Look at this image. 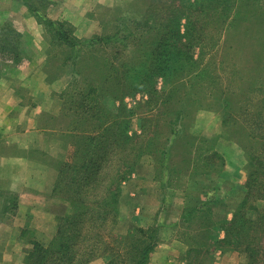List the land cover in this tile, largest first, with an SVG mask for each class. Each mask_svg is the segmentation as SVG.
<instances>
[{
    "label": "rangeland",
    "instance_id": "374dc122",
    "mask_svg": "<svg viewBox=\"0 0 264 264\" xmlns=\"http://www.w3.org/2000/svg\"><path fill=\"white\" fill-rule=\"evenodd\" d=\"M5 1L0 0V11L2 12L12 7L11 0ZM31 1L41 8L42 17L50 18L51 15H54L55 12L52 13L50 8L55 0ZM132 1L77 0V3H82L85 9L80 10L79 14L74 13L73 21H66L73 26L75 34L86 41L97 36L112 37L111 44L105 48V51H109L105 55L107 59L104 58V54H100L99 58L93 59V61L88 58L86 62L79 64V68L87 64H90L92 68H98L107 63V68L111 69L115 65L113 64L115 60H117L115 65L117 66L122 63L126 64V55H129L128 59H131L129 50L126 51V11L130 9L129 5ZM88 5L91 7L88 8ZM185 6H178L182 16L187 10V6ZM240 6L241 15L238 16L235 27L223 36H221L222 28L228 24L231 16V13L228 17L226 16L225 9H223L225 5H221V9L217 10L220 14L215 17L214 22L210 20L211 18H207L206 12L200 15L203 23L208 21L210 28L211 26L213 28L211 32L209 30L205 33L201 41L193 44V61L196 66H193L192 69L177 77L156 78L157 90L154 93L152 85L149 84L148 88L133 93L128 92V94H126V90L104 91L98 98L105 108V113L114 116L119 114L122 120L124 119L125 130L126 115L128 116L129 133L141 132V126L146 122V124L152 125L149 133H161L163 137L161 140L164 141L168 131L174 127L180 128L181 132L172 145V155L166 156L160 161L159 155L154 157L151 154H145L133 171L127 174V177L124 173V177L120 179L122 184L119 207L120 228L115 232L126 235L130 229H134L133 226L156 225L159 227L160 219L163 216L175 220L182 218L183 222L176 234L177 239L192 241L195 248H201L203 244H206L203 252L192 253V259L188 260V264L190 262L192 264H214L218 261L221 264L224 262L247 264L248 262L245 253L227 245L217 244V242L214 244L218 228L225 225L215 217V211H218V208L224 209L228 205L229 196H219L217 191H212L206 206L204 204L205 207H201L196 213L191 212L193 211L192 207L182 206L187 184L202 175H221L224 164L220 163L226 161L225 156H228L233 166L236 167L242 164L240 162L244 160L245 155V166L233 176V181L241 184L243 189L249 175L248 159L244 148L246 141H243V138L244 136L250 137L251 132L260 134L262 132L257 129L245 130L243 125L246 124L243 123L244 115L242 114L246 106V112L256 113L248 119L250 123L256 126L257 120L264 121V0H249ZM27 10L28 13H31L28 7ZM144 10L145 3L141 1L136 6V13H140L139 18H142ZM76 12L78 11L76 10ZM182 20L184 29L185 23L188 21L186 15L182 17ZM13 21L14 18L12 21L5 22L14 26ZM23 40L24 43H29L28 37ZM95 47L100 48L99 44ZM65 48L55 41V48L48 54L47 62L42 67V76L55 85L50 91L51 98L47 102H43L39 108L40 119L38 120V125L47 130V138L43 145L51 150L47 157L52 156L51 161L53 159L54 168L58 171L57 179L60 177V167L73 160L71 153L75 145L72 142L76 138L67 134L70 132L66 130L68 123L74 121L69 127H71V131L77 130L78 134L90 128L87 122L83 121L81 124L79 118H72L74 113L71 111L69 116H65V113H68L69 105L76 109L73 101L71 103L69 101L70 94L74 95L76 90L86 88L84 77L75 75L72 62H68L66 66L63 65L64 57L68 52L63 51ZM206 65L207 69L205 70ZM91 70L94 74L99 71V69ZM97 75L99 79H96L95 82L101 85L103 79L101 73ZM20 90L30 98L31 94L27 88ZM70 90H72L71 93ZM64 92L69 95L64 96ZM41 96L44 97L43 94ZM250 96H253L254 102L248 99ZM151 98L153 101H157L153 110L152 106L148 104ZM168 99L171 100L168 101ZM226 100H229L231 107H226ZM89 107L92 110L85 118L92 121V128V126L98 125V121L91 117V115L94 116V109L91 105ZM129 110H132L134 115L130 116ZM179 112L181 115L177 120ZM82 115L83 112L80 113V116ZM172 119L176 120L172 121ZM153 129H158V131ZM107 133L111 145L113 131L108 130ZM35 138H33L34 144H36ZM16 144H18L17 141L11 145L0 141V161L8 157L12 152L10 148L12 149V146H16ZM255 145H258L257 142ZM32 146L37 147V145ZM212 147L218 149L224 158L221 161L216 159L218 164L209 167L205 156L208 155V149ZM187 149L190 153L188 157L191 160V165L188 171L181 173L182 164H185L183 154L186 155ZM31 151L30 155L47 161L44 153L39 154L38 150ZM110 153L112 155L111 151L108 152V154ZM26 154L28 155V153ZM35 171L42 170L35 169ZM228 178L232 177L228 176ZM211 186L208 185L206 189ZM175 191L176 193H174ZM172 193H174L173 198L168 205L166 197ZM224 193H226V189ZM53 194L55 197L51 209L58 213L62 212L64 196L55 193V191ZM214 224L216 226H213ZM211 235L214 241L210 239ZM41 237L43 239L41 238L40 242L44 241L42 243L47 244L52 239L46 236ZM218 250H222V252L218 253ZM261 252L264 254V239L261 243ZM240 256H242V262ZM183 260L186 258L184 257ZM257 264H264V255L261 262Z\"/></svg>",
    "mask_w": 264,
    "mask_h": 264
},
{
    "label": "trees",
    "instance_id": "16d2710c",
    "mask_svg": "<svg viewBox=\"0 0 264 264\" xmlns=\"http://www.w3.org/2000/svg\"><path fill=\"white\" fill-rule=\"evenodd\" d=\"M141 1L145 3V10L142 18H139L140 13H136V6ZM245 1L249 0H133L129 5L130 9L126 11V51L129 50L131 59L126 55V64L115 66L117 64L115 60L113 63L115 65L108 69L107 63L98 68H92L90 64L81 68L78 66L88 58L91 61L99 58L100 54H104V58L107 59L105 55L109 51H105V48L111 44L112 37L97 36L92 40H82L75 34L70 23L42 17L41 8L31 0H22L45 25L50 43L48 54L55 48V41H58L61 46L66 47L63 51H68L63 65L72 62L75 75L84 77L86 88H80L74 95L69 96L70 103L73 101L76 109L69 105L65 116H69L71 111L74 113L72 118H79L81 124L85 121L90 125V128L78 134L77 130L71 131L69 127L74 121L68 123L66 130L70 132L67 134L76 138L72 142L75 148L71 153L72 159L75 160L60 167V177L54 190L65 199L62 201L63 210L57 216L58 230L48 244L35 243L26 264H87L100 256H106L108 264H149L151 253L159 241L158 226H133L134 229H130L126 235L115 232L120 228L119 207L122 193L120 179L124 177V173L127 177L145 154L154 157L159 155L160 161L172 155V145L181 130L172 128L162 141L161 133H149L152 125L145 122L141 126V132L129 133L128 116L126 115L125 130L124 119L122 120L119 114L114 116L105 113V108L98 98L104 91L126 90L128 94L148 88L149 84L152 85L154 93L157 90L156 78L177 77L192 69L196 66L193 61V44L201 41L205 33L209 30L211 32L213 28L212 26L210 28L208 21L203 23L200 15L206 12L207 18L214 22L215 17L220 14L217 10L221 9V5H225L223 9L226 16L228 17L230 13L231 16L228 24L222 28L221 36L227 35L230 29L235 27L236 20L241 15L240 5ZM179 5L187 6L183 16L182 12H179L180 9L178 10ZM185 15L188 21L183 29L182 17ZM23 38V33L11 23L4 25L0 37V67L5 65V61L15 64L22 62L26 50ZM97 44L100 46L99 49L95 47ZM91 69L99 71L94 74ZM99 73L103 78L101 85L95 82L99 79L97 75ZM63 95L69 94L64 92ZM248 99L255 101L253 96ZM148 104L153 110L157 101L151 98ZM89 105L94 109V116L91 117L98 121V125L92 128V121L85 118L92 110ZM226 107H231L229 100H226ZM246 110L245 106L242 115L243 123L246 125H243V128L262 132L261 134L251 132L250 137L243 138V141H246L244 148L249 168L248 179L243 186L245 196L233 219L220 226L225 231V237L215 238L214 241L211 235L210 239L214 244L217 242L245 253L248 257L247 264H257L264 255L261 252V243L264 239V121L257 120L256 126L250 123L248 119L256 113L250 114ZM129 115H134V112L129 110ZM180 115L179 112L177 120ZM174 120L176 119H172ZM108 130L113 131L114 144L111 145ZM256 142L258 145H255ZM109 151L112 155L108 154ZM189 154L188 149L186 155L183 154L185 164H182L181 173L189 170L191 165ZM205 157L209 167L218 164L216 159L221 161L224 158L219 150L213 147L208 149V155ZM220 164L225 165V160ZM191 210L196 213L200 209ZM204 245L206 244L201 248H195L194 245L189 252L190 261L193 252L204 251Z\"/></svg>",
    "mask_w": 264,
    "mask_h": 264
},
{
    "label": "crops",
    "instance_id": "0c3cea01",
    "mask_svg": "<svg viewBox=\"0 0 264 264\" xmlns=\"http://www.w3.org/2000/svg\"><path fill=\"white\" fill-rule=\"evenodd\" d=\"M11 4L10 9L0 11V37L5 21L14 18V27L23 33L24 38H29V43L25 45L22 62L15 64L5 61L0 69V141L6 145L18 142L10 148L12 152L8 157L0 161V264H26L35 243L40 242L41 236L50 239L55 236L59 224L58 212L51 209L58 171L54 168L53 159L51 161L52 156L47 157L51 150L43 145L47 130L38 125L39 108L51 98L50 91L55 84L42 76L50 46L45 25L32 12L28 13V6L22 0H11ZM82 9L85 6L77 3V0H55L50 8L55 13L50 18L73 21L72 15L79 14ZM22 88L30 91V98L22 93ZM31 150L44 153L47 161L30 155ZM225 159L221 175H202L187 184L182 206L205 207L212 191H217L219 196L227 195L230 197L228 205L215 211V217L226 224L233 219L245 196L241 184L233 181V176L245 166V155L240 162L242 164L236 167L228 156ZM35 169L42 171L37 172ZM208 185L212 186L206 189ZM174 193L166 197L168 205ZM182 220L165 216L160 219L159 241L151 253L149 264H188L189 252L194 245L192 241H182L176 237ZM224 237V229L218 228L215 238ZM221 252L218 250V253ZM184 257L186 260H183ZM87 264H108V258L100 256ZM214 264L221 263L218 261Z\"/></svg>",
    "mask_w": 264,
    "mask_h": 264
}]
</instances>
